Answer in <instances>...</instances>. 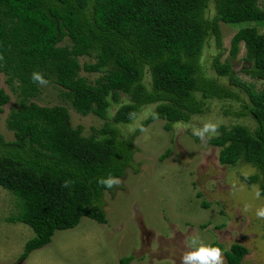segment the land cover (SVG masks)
<instances>
[{"label":"trees","instance_id":"obj_1","mask_svg":"<svg viewBox=\"0 0 264 264\" xmlns=\"http://www.w3.org/2000/svg\"><path fill=\"white\" fill-rule=\"evenodd\" d=\"M220 22H250L231 38L225 63L219 61ZM256 25L264 26L259 0H0V72L20 97L6 120L14 140L0 137V187L17 199L18 213L6 221L23 223L34 232L19 260L49 244L56 231L76 227L83 217L108 224L102 196L114 187L105 188L97 180L125 176L138 150L134 140L148 123L165 120L164 129L170 131L172 124L203 114L209 99L238 98L203 76L199 59L208 38L214 37L220 52L212 59L219 77L234 78L230 61L243 43L248 66L242 72L263 80L264 32ZM83 57L90 62L80 64ZM81 71L100 76L89 82ZM33 72L58 86L75 112L92 114L105 121L103 126L82 136L81 125L71 126L67 107L33 102L40 91L30 79ZM238 85L247 103L237 115L250 117L254 129L222 125L208 143L220 149V164L253 167L256 173L243 180L257 185L264 197V90ZM121 94L127 102L121 103ZM9 102L0 87V115ZM149 104H155L153 112L132 133L118 129ZM112 105H117L113 114ZM170 153L168 149L160 160ZM66 180L71 186H62ZM247 252L232 244L224 252L226 263L240 264ZM131 261V256L122 257L117 264Z\"/></svg>","mask_w":264,"mask_h":264},{"label":"rangeland","instance_id":"obj_2","mask_svg":"<svg viewBox=\"0 0 264 264\" xmlns=\"http://www.w3.org/2000/svg\"><path fill=\"white\" fill-rule=\"evenodd\" d=\"M264 8V0H259ZM208 16L214 14L210 5ZM246 23L218 24L221 31L222 51L216 48L214 37L207 39L199 59L203 76L237 93L238 98L209 99L201 115L191 117L188 123H175L171 130L164 129L165 120L155 118L135 138L138 148L133 167L126 170L119 186L102 196V210L108 224H99L88 217L68 230L56 231L49 244L19 260L25 243L34 237L33 230L23 223H9L6 218L18 213L17 199L0 187V264H117L122 257H132L129 264H180L185 241L199 235L206 243L220 244L223 252L232 244L244 246L248 252L240 264H264V220L255 217V210L264 205V197L257 198V185H248L243 178L256 173L245 163L222 165L218 161L219 148L202 142L192 134L191 125L211 121L218 126L247 125L255 122L250 117L238 116L247 95L238 84H245L255 92L264 90V79H254L242 72L245 48L231 60L234 78L219 77L212 68V59L220 53L219 61L228 58L233 35ZM255 25V24H251ZM260 33L263 25H256ZM80 64L90 62L86 57ZM80 75L89 82L100 74ZM0 72V87L10 96L0 115V137L5 142L14 140L6 125L9 113L18 107L19 90L12 91ZM145 83L150 88V77ZM17 87V84H13ZM61 89L48 81L40 85L33 102L39 106H65L73 128L81 125L82 136H89L92 128L100 129L104 122L89 114L82 116L60 96ZM121 103L128 97L121 94ZM155 104L143 106L131 124L117 125L123 134L132 133L141 121L151 115ZM117 105H112L113 114ZM171 149L163 160L160 157ZM137 168L138 172L134 171ZM207 203L208 206L204 204ZM225 258V257H224ZM226 262V259H225ZM227 264V263H226Z\"/></svg>","mask_w":264,"mask_h":264},{"label":"clouds","instance_id":"obj_3","mask_svg":"<svg viewBox=\"0 0 264 264\" xmlns=\"http://www.w3.org/2000/svg\"><path fill=\"white\" fill-rule=\"evenodd\" d=\"M30 79L41 86L48 84V81L38 72H33ZM190 127L192 134L202 142H206L213 136L218 135L219 126L211 121H201L200 126L192 124ZM97 183L111 189L119 186L121 181L117 177L108 175L107 177L99 178ZM71 184L72 181L66 180L62 186L69 187ZM255 195L257 198H260L261 193L258 189ZM255 217L264 220V205L255 210ZM180 264H226V262L224 252L220 247L212 243H206L199 235L194 234L185 241V250L180 256Z\"/></svg>","mask_w":264,"mask_h":264}]
</instances>
